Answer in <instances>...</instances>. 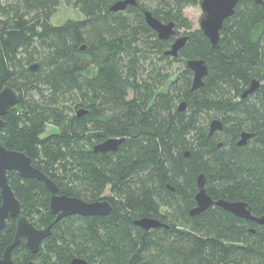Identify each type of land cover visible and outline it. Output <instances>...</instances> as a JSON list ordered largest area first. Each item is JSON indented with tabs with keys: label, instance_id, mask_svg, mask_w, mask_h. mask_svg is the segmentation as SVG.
<instances>
[{
	"label": "trees",
	"instance_id": "16d2710c",
	"mask_svg": "<svg viewBox=\"0 0 264 264\" xmlns=\"http://www.w3.org/2000/svg\"><path fill=\"white\" fill-rule=\"evenodd\" d=\"M63 1L84 18L52 24ZM117 1L0 0V91L13 86L20 97L4 116L2 144L30 156L59 194L93 202L109 189L105 198L113 206L105 216L55 222L46 184L8 172L26 218L36 228L52 225L39 253L29 251L22 238L13 261L264 264V224L218 205L190 214L203 173L212 199L241 200L254 216H264V5L240 1L215 48L184 12L201 0H157L151 8L137 0L139 5L113 12ZM142 8L174 22L177 34L186 29L177 56L165 54L172 39L158 38ZM153 52L166 63L145 70ZM197 58L205 59L208 74L194 90L186 61ZM175 61L182 65L174 74L166 67ZM253 79L259 88L241 98ZM81 109L86 112L79 115ZM213 118L224 121L222 133L211 135ZM47 124L58 131L45 135ZM244 130L254 136L239 147ZM112 136L126 137L117 151L93 149ZM149 216L168 227L135 224ZM16 224L8 217L0 231V258Z\"/></svg>",
	"mask_w": 264,
	"mask_h": 264
},
{
	"label": "water",
	"instance_id": "95a60500",
	"mask_svg": "<svg viewBox=\"0 0 264 264\" xmlns=\"http://www.w3.org/2000/svg\"><path fill=\"white\" fill-rule=\"evenodd\" d=\"M201 9L204 12L199 23L203 34L209 38L211 44L215 48H219L220 30L224 26V21L235 13L236 5L242 0H201ZM258 4L264 5V0H254ZM129 5L137 6L139 3L137 0H118L114 3L110 10L113 12L124 11ZM142 13L145 15V21L151 29H153L158 38L163 40H170L174 38L171 47L165 51V54L173 57L177 56L179 51L184 47L188 34L177 35L176 24L172 21H161L152 10L142 8ZM39 67L38 64L32 65L31 70H36ZM188 67L193 72L192 89L198 90L199 87L204 84V77L208 74V67L205 59H188L186 62ZM260 82L257 79H253L249 88H247L242 98L246 97L259 88ZM20 97L18 91L13 86H5L0 91V135L2 129L7 123L4 116L7 115L13 106L18 104ZM186 107V102H182L179 106V110L182 111ZM86 110H79L78 114L82 115ZM224 122L218 118H213L210 124V132L213 133L216 130H222ZM254 134L250 131H244L242 133L239 145H244ZM126 137H110L103 140L101 143H97L93 146L96 152H113L117 151L120 145L125 141ZM185 156L190 157L189 152L185 153ZM17 171L22 178L39 179L46 184L47 189L50 190V204L52 213L56 216L55 222H59L64 217L72 215L80 216H105L112 210V203L107 198L95 200L93 202L85 201L75 196H69L64 193H58V185L43 171L36 167L32 162V158L26 153L20 150L8 149L0 140V190L2 202L0 204V231L5 228L8 217L17 219L16 234L13 238V242L7 246L5 253L0 258V264H17L12 259V250L16 248L21 239L26 240V247L33 254L40 252V247L45 240L52 233L51 224L44 228H36L34 224L26 218L22 212L21 202L12 186L9 183L8 172ZM197 179L198 192L195 195L196 206L191 209L190 214L197 215L204 212L212 205H218L221 208L232 212L235 216L240 218L251 220L256 223L264 224V216H254L250 208L244 201L236 200L229 201L227 199H212L205 188L206 177L204 174H199ZM175 190L174 187L169 186ZM135 224L141 226L144 229L157 228L160 226L168 227V224L154 217L138 218ZM27 264H36L35 261L30 259ZM70 264H88L87 259L74 257Z\"/></svg>",
	"mask_w": 264,
	"mask_h": 264
},
{
	"label": "rangeland",
	"instance_id": "374dc122",
	"mask_svg": "<svg viewBox=\"0 0 264 264\" xmlns=\"http://www.w3.org/2000/svg\"><path fill=\"white\" fill-rule=\"evenodd\" d=\"M157 0H143V3L148 5L150 8L155 7L157 5ZM185 15L189 18V20L194 24L195 27H200V19L203 16L204 12H202L201 5H195V6H187L184 9ZM83 14L80 12L78 8L75 6H70L66 4L64 1L58 6L57 11L55 14L52 16V24L55 25H61L63 22L70 20V19H82ZM186 29H180L179 34L185 33ZM154 63V64H153ZM166 61H161L159 58V54L157 53H150V57L148 62L144 65L145 70H151L154 65H164ZM182 65V62L180 61H175L171 67H166L168 68V71L173 72L174 74L176 71L179 70V67ZM58 128L54 127L53 125L47 124L46 126V134H50L53 132H57ZM111 192H109V189H107L104 193L103 197H110Z\"/></svg>",
	"mask_w": 264,
	"mask_h": 264
},
{
	"label": "flooded vegetation",
	"instance_id": "af4514ba",
	"mask_svg": "<svg viewBox=\"0 0 264 264\" xmlns=\"http://www.w3.org/2000/svg\"><path fill=\"white\" fill-rule=\"evenodd\" d=\"M177 35H181V34H177ZM175 38V37H174ZM174 38H172V41H171V44H172V42H173V40H174ZM187 62V61H186ZM241 98H242V96H241ZM221 120V119H220ZM222 121V120H221ZM224 122V121H223ZM223 127H224V125H223ZM223 129V128H222ZM245 131V130H244ZM215 133H217V134H219V133H222V130H216V131H214L213 133H211V135L212 134H215ZM244 133V132H243ZM242 135V134H241ZM240 138H241V136L239 137V139H238V141L240 140ZM237 141V142H238ZM218 143H219V147H222L223 146V143L221 142V140H218ZM238 146L239 147H245V146H247V142L244 144V145H239V142H238ZM254 222V221H253Z\"/></svg>",
	"mask_w": 264,
	"mask_h": 264
}]
</instances>
